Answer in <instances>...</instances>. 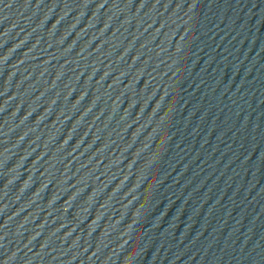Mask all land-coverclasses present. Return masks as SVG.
<instances>
[{"label": "water", "instance_id": "95a60500", "mask_svg": "<svg viewBox=\"0 0 264 264\" xmlns=\"http://www.w3.org/2000/svg\"><path fill=\"white\" fill-rule=\"evenodd\" d=\"M0 264H264V0H0Z\"/></svg>", "mask_w": 264, "mask_h": 264}]
</instances>
